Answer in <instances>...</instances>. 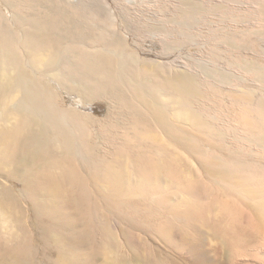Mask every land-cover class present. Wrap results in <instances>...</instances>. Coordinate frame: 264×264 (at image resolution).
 Returning <instances> with one entry per match:
<instances>
[{
	"label": "bare ground",
	"instance_id": "bare-ground-1",
	"mask_svg": "<svg viewBox=\"0 0 264 264\" xmlns=\"http://www.w3.org/2000/svg\"><path fill=\"white\" fill-rule=\"evenodd\" d=\"M0 3V264H264V0Z\"/></svg>",
	"mask_w": 264,
	"mask_h": 264
},
{
	"label": "rangeland",
	"instance_id": "rangeland-1",
	"mask_svg": "<svg viewBox=\"0 0 264 264\" xmlns=\"http://www.w3.org/2000/svg\"><path fill=\"white\" fill-rule=\"evenodd\" d=\"M248 2H252V1H254V0H247ZM0 6H2V3H0ZM3 7V6H2ZM245 16L247 17L248 15H246V12H245ZM253 16V15H252ZM243 18V22H242V24H241V30H243V29H246V27L247 26H250V25H248V22H246L247 20H249V18H251V17H247V18ZM246 22V23H245ZM211 27V26H210ZM255 28L256 27H254L253 29L255 30ZM261 28V26H259L258 27V29H260ZM229 29L227 28V29H225L224 31L227 33V34H229V31H228ZM258 32V33H257ZM261 34V31H255V33H253V34H251L250 36L249 35H245L243 32H242V35H241V39H240V42H239V46L241 47V53H243V51H245V48H246V46H249V47H253L254 45V48H256L257 50H259V48L261 47V44L262 43H264V38H262L263 36V33L259 36V35ZM252 36V37H251ZM259 37V38H258ZM245 38V39H244ZM253 38V39H252ZM261 38V39H260ZM253 40V41H252ZM260 40V41H259ZM261 42V43H260ZM243 44V45H242ZM247 44V45H246ZM245 46V47H244ZM150 47H152L153 49H156L155 47L156 46H153V45H151ZM244 47V48H243ZM243 50V51H242ZM64 94H65V96L66 97H64V100L66 101V103H67V105H71L72 104V102L73 101H75V100H77L79 97H77V95H72V94H67V92H64ZM84 108V110H86V111H95L96 113H97V115L98 116H105L106 114H107V111H108V104L105 102V101H96V103H93V104H90V105H88V106H85V107H83ZM17 186H18V188H21L22 186H21V184H17ZM250 233H248V235H249ZM258 236H260L259 238H258ZM256 238V239H255ZM260 238H261V235H256V236H254V237H252L251 238V241H250V243L251 244H254V242H255V244H257V242H258V246H259V243H260V245H261V241H260ZM255 239V240H254ZM253 242V243H252ZM251 258L252 257H250L249 259H248V262H247V259H242L241 261H242V263H244V262H247V264H260V261H258L256 258L254 259V258H252V260H251ZM254 259V260H253ZM244 261V262H243ZM250 262V263H249ZM175 263L176 264H184L181 260H176L175 261ZM245 264V263H244Z\"/></svg>",
	"mask_w": 264,
	"mask_h": 264
}]
</instances>
